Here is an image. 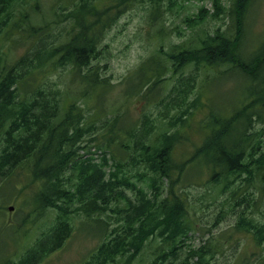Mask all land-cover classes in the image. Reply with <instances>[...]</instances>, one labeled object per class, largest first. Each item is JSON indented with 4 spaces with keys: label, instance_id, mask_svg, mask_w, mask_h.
Listing matches in <instances>:
<instances>
[{
    "label": "trees",
    "instance_id": "16d2710c",
    "mask_svg": "<svg viewBox=\"0 0 264 264\" xmlns=\"http://www.w3.org/2000/svg\"><path fill=\"white\" fill-rule=\"evenodd\" d=\"M60 1L53 19L34 24L27 14L29 10L35 12L37 0H0V35L3 37L15 26L18 37L11 39L12 43L22 38L30 42L13 61L0 49V172L9 170L0 175V190L9 183L7 180L13 173L23 171L39 186L34 196L37 203L34 212L55 208L59 217L18 260L3 261V264H38L68 237L69 214L78 212L87 214L89 219L97 217L96 222L104 228V223L105 226L109 223H103L100 214L91 215L104 209L116 213V226L86 264H112L117 260L120 264H130L142 252L144 243L155 239L159 241V261H170L166 254L175 258L178 252L180 259L170 264H209L206 256L209 253L213 256L214 243L181 248L182 238L189 240L196 223L185 215L186 195L183 198L181 191H174L171 184L192 183L195 176L185 174L186 169L201 160L204 170L208 171V180L203 185L213 200L216 194L225 193L235 208L239 204L248 208L264 203L261 182L264 128H255L252 124L254 116L260 120L253 109L261 104L264 93V41L248 60L239 51L249 0H232L227 9L232 16L231 25H225L223 30L202 32L198 42L191 45L169 47L165 55L176 76L169 74L166 65L157 64L154 56L141 65L137 86L144 87L136 96L144 103L154 101L161 116L151 121L141 113L124 127L120 120L125 115L120 112L104 115L101 121L88 113L86 117L84 106L90 102V95L98 97L97 89L107 85L105 79L97 81L98 66L93 64L104 30L120 8L135 0ZM212 2L213 8L221 10L220 0ZM174 3L175 0H150L146 15L153 19L163 5L167 10ZM204 11L200 7L193 16L184 17V26L201 24ZM56 23L64 24L59 33L51 32ZM158 23L162 24V20ZM189 65L196 70L226 65L229 70L248 76L253 85L245 88L246 96L232 113L221 117L202 104L198 96L197 99L189 97L196 85L194 76L184 72ZM82 68L83 82L77 91L83 97L82 105L76 104L67 88L58 91L44 85V79L53 72L71 73ZM127 84L133 85L129 81ZM168 84L167 93L157 98L151 96L155 89L164 90ZM131 88L135 91L136 85ZM195 102L207 109L200 129L205 133L204 140L190 157L175 162L172 152L175 144H181L177 130L183 137L190 118L187 115L195 108ZM182 105L184 109H180ZM186 107H190L189 111ZM99 122L102 124L98 125ZM93 147L96 151H91ZM94 155L101 157L99 161L94 160ZM159 184L166 185L165 193ZM252 190L255 191L251 198H247ZM231 227L248 233L258 245L264 243V222L256 221L252 215L246 217L244 211ZM256 264H264V258Z\"/></svg>",
    "mask_w": 264,
    "mask_h": 264
},
{
    "label": "rangeland",
    "instance_id": "374dc122",
    "mask_svg": "<svg viewBox=\"0 0 264 264\" xmlns=\"http://www.w3.org/2000/svg\"><path fill=\"white\" fill-rule=\"evenodd\" d=\"M37 2L35 12L29 10L27 14V18L31 19L34 24L45 23L53 19V13L57 5L61 3L60 0H37ZM149 2L150 0H135L125 8H120L121 11L114 16L113 22L104 30L99 52L93 64L98 66L97 81L99 78L105 79L107 85L97 89L98 97L90 95V102L84 106L86 117L88 113L91 117L104 121V115L120 112L125 115L120 120L123 127L128 122H132V119L135 120L141 113L147 115L151 121L159 118L161 113L154 101L144 103L136 96L144 87L137 86L141 80V72L138 73L141 65L150 56H154L159 62L157 64L166 65L169 74L174 77L177 72H172L169 59L165 55L169 47L175 48L176 46L173 45L178 46L179 44L180 46L185 43L191 45L198 42V36L202 32L209 34L216 28L220 31L225 28V25H231L230 17L232 16L227 9L232 0H220L221 10L213 8L212 0H175L170 9L164 10L163 5L159 14L153 19L146 15ZM163 4H166V1ZM200 7L206 10L203 12L204 21L199 25L185 27L184 17L193 16ZM245 8L247 10L243 17L244 39L239 51L244 53L248 60L247 58L253 55L264 41V0H249ZM214 13H216L215 16H213ZM159 20H162V24L158 23ZM22 25L26 24L23 22ZM63 26L62 23L53 24L51 32L57 33L58 31L59 33ZM15 29L13 26L8 33L3 34V37L0 35L2 37L0 49L4 50L12 61L22 55L30 43L26 38L17 39V42L12 43L11 39L18 37L14 32ZM241 52H239L240 55ZM83 70L82 68L71 73L66 70L53 72L44 79V85H51L58 91H64L67 88L69 94L74 95L76 104L82 105L83 97L77 91L83 82L81 81ZM184 72L191 73L196 82L189 97L197 99L198 96L202 104L217 111L221 117L232 113L242 98L246 96L245 88L248 89L250 85H253L249 82L248 76H244L237 70H229L226 65L217 69L200 67L197 70L189 65ZM127 81L136 85L135 91L131 88L133 85L127 84ZM169 87L170 84L164 90L155 89L151 96L157 98L167 93ZM260 98L261 104L258 105L260 107L253 109L260 116V120L255 116L252 118L255 128H264V93ZM184 106L182 105L180 109H184ZM194 106L195 108L187 115V118H190L185 134L182 133L183 137L180 136V130H177L181 144L174 146L172 157L175 162L190 157L196 148L202 146L205 133L200 129L203 126L207 109L201 106L200 102H195ZM189 108L185 109L189 111ZM96 114L98 116H95ZM101 124L98 123V125ZM118 127H120L119 123ZM91 151H96V149L93 147ZM93 158L99 161L101 157L94 155ZM109 162L112 165V162ZM193 163L191 169H186L185 174L195 176L196 180H192V183L191 181L182 183V185L178 182L171 184L174 191H181L183 198L186 195L188 211L185 215L196 223L195 228L188 235L189 240H186V237L182 238L181 248L186 245L210 246L214 243L216 247H213L215 249L213 256L211 253L206 256L209 264H239L238 262L256 264L264 258V243L256 244L248 233L234 230L231 225L237 221L242 211L246 217L252 215L256 221L264 222V203L252 204L248 208L239 204L236 209L233 201H227L225 193L216 194L213 200L207 194L208 188L203 185L208 180V171L204 170L201 160ZM8 171L0 172V175L7 174ZM262 177L261 182L264 183V168ZM8 180L9 183H5L4 189L0 190V264H3V261L18 260L26 252L25 249L31 247L33 242L42 236L48 225L59 218L55 208L34 212L33 208L37 203H33V199L39 186L30 176L27 177L23 171H20L13 173ZM159 186L162 193H165L166 185L159 184ZM254 191L252 190L247 198H251ZM263 196L264 193H262V198ZM118 206L123 207V203H119ZM99 214L101 221L103 223L107 221L109 225L105 226L104 223L103 228V225L96 222L97 217L89 219L86 217L87 214L78 212L69 214L67 222L71 230L68 237L59 248L44 256L38 264H86L90 255L108 239L110 231L113 234L112 228L116 226L114 221L116 213L104 209L101 213L91 215ZM113 222L114 225H112ZM158 243L156 239L145 242L142 252L137 253L130 264H154L155 262L170 264V261L175 262L180 259V253L177 252L175 258L166 254L167 260L170 261H159L157 257H161V252L157 250ZM117 261L112 264L121 263Z\"/></svg>",
    "mask_w": 264,
    "mask_h": 264
},
{
    "label": "water",
    "instance_id": "95a60500",
    "mask_svg": "<svg viewBox=\"0 0 264 264\" xmlns=\"http://www.w3.org/2000/svg\"><path fill=\"white\" fill-rule=\"evenodd\" d=\"M9 210H11V208Z\"/></svg>",
    "mask_w": 264,
    "mask_h": 264
}]
</instances>
